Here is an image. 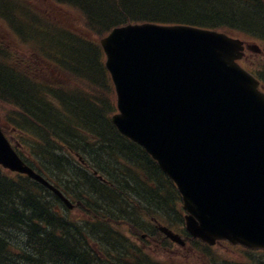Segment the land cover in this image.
Masks as SVG:
<instances>
[{"label": "water", "instance_id": "obj_1", "mask_svg": "<svg viewBox=\"0 0 264 264\" xmlns=\"http://www.w3.org/2000/svg\"><path fill=\"white\" fill-rule=\"evenodd\" d=\"M101 43L120 111L111 120L175 182L186 230L211 245L264 248V140L250 134L264 115L233 62L241 43L152 25L115 30ZM0 162L40 181L14 158L0 155Z\"/></svg>", "mask_w": 264, "mask_h": 264}, {"label": "trees", "instance_id": "obj_2", "mask_svg": "<svg viewBox=\"0 0 264 264\" xmlns=\"http://www.w3.org/2000/svg\"><path fill=\"white\" fill-rule=\"evenodd\" d=\"M54 1L56 6L68 8L80 22L75 27L53 24L52 35L46 30H41L42 33H48L47 37L43 34L41 40L44 47L52 51L57 44H62L66 48L60 54L56 50L55 53L59 55L56 56L54 53L53 56L57 58L54 57L51 62L57 66L62 77L59 80L62 87L52 86L58 79L50 81L42 78L40 73L33 77L18 63L15 64V68L10 66L4 60L6 53L0 48V102L6 104L10 101L15 104L18 124L16 127L24 134L28 130L39 139L34 148V155L36 157L38 155L39 161L49 163L55 160L54 150H57V147L54 145L60 142L84 143L85 147L81 148H85L83 153L85 155L87 153L89 160L95 156L102 159L97 153L98 150L104 152L108 147L113 150L117 146L129 151V157L114 165L105 161L102 163L101 168H104V174L112 183L109 191H116L117 183L120 182L123 186H128L126 192L132 193L141 188L144 193L137 196L151 198L154 193H159L162 200L167 203L166 196L170 194L171 189L166 181L165 190L159 188V183L155 179L163 177L156 164L140 147L121 136L109 119H105L110 116V107L108 109L109 104L104 99V94L101 95L98 91L94 93L96 86L93 81L103 79L107 87L108 77L102 65V54L97 50L93 37L106 34L115 25L142 22L182 24L242 33L251 30L264 36V4L260 0H88L86 9L75 10L73 0ZM92 1L99 4V7H93ZM77 11L80 12L77 14ZM96 13L110 25H105L102 30L89 25L88 16L93 24L98 25L92 18ZM30 22L32 23L29 29L36 26L33 25L35 19ZM25 25L26 23H15L14 28L24 35L28 29ZM39 25L45 29L42 22L41 24L39 22ZM28 37L32 40V35ZM47 41L50 42L45 43ZM78 49H84L86 53L82 54ZM78 54L86 56L83 58L85 61L77 59ZM50 71L52 75L54 69L50 67ZM64 75L74 81L75 87L65 89ZM66 81L70 82L67 79ZM75 107L76 111H72ZM103 107L106 108L103 109L106 113L100 112L99 108ZM28 143L30 145L29 141ZM111 144L115 146L111 147ZM70 149L77 150L73 147ZM91 149L94 154L91 153ZM113 152L107 154V159L111 155L116 156ZM36 167L38 168V165ZM114 175L118 180L114 179ZM75 181L78 180L74 179L71 182ZM82 183L79 181L78 185ZM24 185L34 190L32 196L17 198L21 191L15 190L16 186ZM125 187H121V191L126 190ZM86 189H73L76 198L88 202L94 196L104 195L102 189L85 191ZM43 190L41 186L28 179L11 178L0 169V233L6 231L8 234V236L0 234V264H98L100 261L98 255L103 251H109L111 248L114 249L113 252L128 249L123 238L104 224L86 223L77 226L58 217L51 208L46 209L41 195ZM143 197H139L141 201ZM152 199V205L158 202L155 198ZM173 201L171 200V203ZM18 204L21 208L17 206ZM111 210L108 213H115L114 208ZM95 214L99 217V213ZM119 219L121 218L118 217L113 223L126 224L131 232H137L133 224L119 222ZM157 234L158 237H155H161L160 239L166 241L159 233ZM187 241L191 247L198 249L200 257L206 259L203 264H217L212 249L188 237ZM92 243L96 247H93ZM146 256L145 253L139 255V264H160L154 263ZM187 260H184L183 264H193L191 259ZM219 264L227 262L221 259ZM239 264H264V252L250 254L247 261Z\"/></svg>", "mask_w": 264, "mask_h": 264}, {"label": "rangeland", "instance_id": "obj_3", "mask_svg": "<svg viewBox=\"0 0 264 264\" xmlns=\"http://www.w3.org/2000/svg\"><path fill=\"white\" fill-rule=\"evenodd\" d=\"M2 3L0 4V12L4 13L5 15H7V17H10V21L12 22V24L15 25V23H19V24H23L26 23L25 27L28 28L27 29V33H29V35H32V40L35 39V41L37 43H40L41 40H43V34L46 35L45 37H47V34L50 33V35H52L51 33L53 32L51 29L53 28V24L59 25V26H71V27H75L78 24H80V22L78 21V19L76 18V15L74 13H71L70 10L68 8L65 7H58L56 6V4L54 3V0H0ZM88 0H73V4H75V10H84V8L86 9V7H88ZM93 3V1H92ZM21 4V5H20ZM40 4V6H39ZM25 6H27V9L24 8ZM38 7V11L35 10V8ZM93 7L98 8L99 4H95L93 3ZM5 8H9V11H11L10 13L5 9ZM35 11V12H34ZM25 12V13H24ZM80 11H77V14ZM105 12V10H104ZM35 16V17H33ZM92 18L94 20L97 21L98 25L93 24V22L90 20V17H87V20L89 21V25H93L95 27V29H103V27L105 25H110L107 21H105V19H102V17L99 14H95L94 16H92ZM32 19H35V23H33V25H36L34 27H30V22ZM115 21V20H114ZM15 22V23H14ZM39 22L41 24V22L44 24L45 29L41 28L39 25ZM74 22V23H72ZM40 31H39V30ZM9 29L6 28L5 25V19L0 17V48L7 54V57L4 56V60L5 61H15V59H19L22 62H28L29 60H31V62L33 63L34 66H36L37 68H42L43 66H45L43 69H49L50 66H48L44 60L41 58H36L33 55V49H27V45L30 44V41L27 42V40L22 41L20 38H15L14 36H12L9 32ZM41 30H46L48 31V33H42ZM42 33V35H41ZM49 37V35H48ZM23 39H27L28 38V34H25L21 37ZM50 41H48L49 43ZM98 47L97 50H99V52L102 54L103 56V52L102 49L100 48V46L98 45V43H95ZM5 48V49H4ZM65 49V46L62 44H57V46L52 50V54H54L56 52V50L59 51V54L61 52H63ZM79 52H82V54H85V50L84 49H78ZM78 52V53H79ZM58 53H55L56 56L59 55ZM82 54H78L76 55L77 59H82L86 56H83ZM55 57V56H54ZM57 58V57H55ZM102 58V57H101ZM102 59V63H103ZM85 61V60H83ZM16 62V61H15ZM47 65V66H46ZM94 84L96 87H94V93H96V91H98L99 94L103 95L104 99L108 102L109 106L108 109L110 107L109 110V114L114 112V93H113V87L111 88L109 83V78H107V87L105 85V81L102 80H95L94 79ZM98 84V85H97ZM73 86L72 84H66V87H70ZM110 89V90H109ZM81 90V88H80ZM104 90H107L106 92H104ZM83 91V89H82ZM85 91V90H84ZM108 95V96H107ZM82 101V100H80ZM101 102V100H100ZM1 108L7 109V105L2 104V102H0ZM112 106V107H111ZM76 107L73 109L72 111H76ZM106 108H99L100 112H105V110H103ZM97 111V110H96ZM8 111H6L7 114ZM5 114V115H6ZM4 115V117H5ZM3 117V118H4ZM105 119H109L108 116ZM110 121V120H109ZM113 144V143H112ZM115 146V145H112ZM124 146V145H123ZM125 147V146H124ZM97 149V148H96ZM114 150V152H113ZM111 150L110 147L107 148V151H102V150H98V154L100 155V158H98L97 156H95L93 159L95 160V162L98 165H102V163L105 161L110 165H114L115 163H119V161H121L123 158H128L129 157V151L120 148V147H114V149ZM113 152L116 153V156H110L109 159H107L108 157V153ZM91 153L94 154L92 152L91 149ZM64 156H67L66 153H64ZM30 159V158H29ZM108 160V161H106ZM50 164L54 165V168H57V166L59 168H64L69 166V164L67 163H60L56 160H52L49 162ZM73 168H77V169H71L65 176H62L61 174H53L51 173L53 176L55 175H59V179H63V178H67L70 181V186L71 185H75V183L73 182L71 184V181L74 179H77L79 181L84 182L85 178H84V173L83 171L80 169L81 167L74 163L72 165ZM105 167V166H104ZM66 173V172H65ZM114 179H116V176L114 175ZM58 177H56L57 179ZM65 178V179H66ZM118 180V179H116ZM155 181H158L159 183V188H164L165 190V179L164 178H160L158 179V177L155 179ZM96 185V187L98 188L99 185L96 184V182L94 183ZM128 185L130 184V182L127 183ZM58 186H62L61 182H57ZM119 188L114 192H109V197L110 200L116 195L119 196L121 204L120 205H125L126 209L122 210L123 214L121 219L124 221H120V222H127V223H133L135 228L142 230L143 233L139 234V237L135 238L136 233L133 232L132 234H128L126 233V231L124 230V227L121 226L120 227H116V230L118 231L117 233L123 237V239H125L126 241L130 242L131 244H133L132 246H135L137 248H139V251H142V253H145L148 259L153 260L154 263H160V264H183L184 260H187V252L189 250H191V247L188 246L185 249L180 248L179 246L175 245L172 246L169 243H167L165 240L157 238V237H152L150 235H155L157 229L156 226L151 222V219H156L158 220L159 224L161 226H165V227H171L173 230H175L174 228L176 227L177 224H179V226L181 225V222H179L176 218L177 215H180L177 210H176V206H175V215L170 211V207L173 205V203H168L171 200H174L176 194L173 195V199H168L167 203L162 200L161 196L159 193H154L153 196L151 198H147V197H143V200L146 202V207L139 205L137 207H139V209H137L136 211L133 210V208H135V204H132L131 202H127L128 199L129 201H135L136 203H139L137 200H135L133 197L135 195H138L139 193H144L142 191L141 188L134 190L130 197H126L128 196V193L126 192L128 189V186H126V190H124V192L121 191V187H125L122 185V183L118 182L117 183ZM126 185V184H125ZM69 186V187H70ZM72 187V186H71ZM171 188V187H169ZM15 190H19L21 191V193L17 194V198H21L24 196L25 198L27 196H32V192H34V190L32 188H26L25 185L24 186H16ZM169 191V190H168ZM147 198V199H146ZM155 198L156 200H158V202L153 204V199ZM152 199V200H151ZM161 202H160V200ZM114 201H116V198H114ZM160 202V203H159ZM162 203V204H161ZM164 204V205H163ZM19 208L20 205H17ZM165 208L168 212L165 213L162 211V208ZM142 209L143 214L139 212V210ZM182 214V213H181ZM70 216L76 215V213L71 212L69 213ZM152 217V218H151ZM151 218V219H150ZM106 222V221H105ZM145 225H149V227L145 226ZM169 228V229H171ZM182 228V227H181ZM114 230V229H113ZM1 236H8V234L6 233V231H2V233H0ZM144 235V237H142ZM0 236V237H1ZM133 242V243H132ZM212 253L215 255L216 259H214V261L219 264V262L221 261V259H224L225 262H227V264H233V263H237L240 262V260H242V252L238 249H234L233 247H229L227 245L224 244H218L216 246V248L214 249V251L212 250ZM114 253H110L108 257H114L115 255H113ZM118 255V253H117ZM191 255H194L193 253H191ZM122 259V257H119ZM124 262H127V260H132L127 259L126 257L123 258ZM191 259V263L193 264H203L205 263L206 259L203 257H200L199 259H197V257L193 256ZM155 260V261H154Z\"/></svg>", "mask_w": 264, "mask_h": 264}, {"label": "bare ground", "instance_id": "obj_4", "mask_svg": "<svg viewBox=\"0 0 264 264\" xmlns=\"http://www.w3.org/2000/svg\"><path fill=\"white\" fill-rule=\"evenodd\" d=\"M66 49V48H65ZM82 71V70H81ZM75 183V185H74V187H76V188H78V189H82V188H87V189H89V187H84V182L82 183V185H78V183H79V180L76 182H74ZM139 183V182H138ZM78 191H80V190H78ZM85 191H87V190H85ZM92 193V192H91ZM90 193V194H91ZM26 210V209H25ZM99 264V263H98Z\"/></svg>", "mask_w": 264, "mask_h": 264}]
</instances>
